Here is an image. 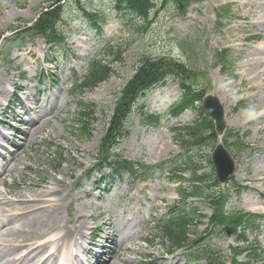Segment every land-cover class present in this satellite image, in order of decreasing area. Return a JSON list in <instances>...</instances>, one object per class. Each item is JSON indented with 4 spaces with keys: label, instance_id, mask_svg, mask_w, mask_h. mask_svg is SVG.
Here are the masks:
<instances>
[{
    "label": "rangeland",
    "instance_id": "obj_1",
    "mask_svg": "<svg viewBox=\"0 0 264 264\" xmlns=\"http://www.w3.org/2000/svg\"><path fill=\"white\" fill-rule=\"evenodd\" d=\"M149 1L151 6L144 7L147 17L140 20L117 12L107 0H81L85 10L93 4L108 16L98 35L79 27L80 12L70 11L72 19L65 20V11L78 6L76 1L0 0V89L7 90L0 99V127L7 135L0 141V208L14 207L20 194L31 197L54 188L65 200L58 218L66 222L73 243L82 237L85 247L96 251L93 264L107 257L111 264H210L203 257L186 261L185 253L195 249L175 247L165 238L168 229L161 223L182 207L211 215L207 202L183 198L178 192L189 187L194 174L213 172L210 155L218 139L214 124L210 121L206 127L210 133L204 146L186 147L175 140L176 128L200 116L178 108L158 122L142 121L138 112L128 111L134 92L130 83L146 60L153 61L156 80L167 81L144 98L143 108L150 114H162L181 94L197 105L206 95L216 96L223 109V132L246 134L248 145L244 151L230 149L235 170L220 185L219 208L232 205L264 215V0ZM61 22L69 25L62 29L68 54L50 49L52 44L42 38ZM34 30L39 34L32 44L14 43ZM95 61L105 66L106 77L92 89H74L75 81ZM42 71H56L58 78L43 79ZM16 97L14 111L7 109L4 115L5 102ZM79 102L92 107L89 138L73 131L81 123ZM22 111H31L38 120L48 118L27 141L21 134L27 115L16 116ZM112 140L116 141L111 146ZM105 141L107 159L97 155ZM123 162L127 169L109 191L91 190L101 174ZM129 162L136 165L130 167ZM146 164L160 167L147 179L131 180L134 168L147 177ZM175 176L185 180L178 182ZM108 219L111 225L106 224ZM199 219L189 227L188 238L202 236L210 247H219V264H237L241 258L235 261L227 249L243 243L230 233L211 236L207 219ZM17 220L3 221L0 230ZM96 230L100 235L93 238ZM257 244L264 247V224ZM70 246L63 247L69 256ZM21 250L13 248L6 257L15 259ZM45 250L43 259L50 251ZM58 259L49 264H61ZM28 263L39 264L33 256L19 264Z\"/></svg>",
    "mask_w": 264,
    "mask_h": 264
},
{
    "label": "trees",
    "instance_id": "obj_2",
    "mask_svg": "<svg viewBox=\"0 0 264 264\" xmlns=\"http://www.w3.org/2000/svg\"><path fill=\"white\" fill-rule=\"evenodd\" d=\"M75 1V0H73ZM81 1V0H77ZM111 3L113 8L117 12L128 13L138 17L140 20L147 17L148 11L144 7L149 8L151 3L149 0H107ZM92 7L89 11H85L82 7H75L72 10L75 11L79 9L82 13V21L80 27L83 29H99L96 30L98 33L101 32L102 27H104L107 15L100 11L97 6L92 4ZM146 12V13H145ZM66 19L69 21L72 17L69 16V12L66 10L65 13ZM40 31V30H38ZM49 32L45 33L49 41L56 43H62L63 35L61 29L57 27L56 23L52 25L49 29ZM107 75V70L104 65L97 64L93 62L90 64L86 73L81 78L80 84L76 87L92 89L98 82L104 79ZM157 73L156 68L154 67L153 61L146 60L142 63L141 67L138 69L137 74L132 79L130 86L134 89V92L130 95V101L128 106L129 113L133 114L135 111L139 113V118L142 121L158 122L161 118H164L170 112L173 113L176 109L181 108V111L185 109H190L193 112L197 113L200 116V119H195L191 123H187L184 126H180L177 129L175 134V140L184 144V146L197 147L200 148L204 146L209 138V131L206 129L210 120L205 116L203 109L198 105L196 106L193 101H188L186 97L182 94L176 98L171 104L170 108L158 114L153 111L151 114L147 113V110L144 111L145 105V95L143 90L139 91L140 87H144L147 84H153L156 82L166 84L163 82L164 77L160 80H156ZM139 86V87H138ZM138 87V88H137ZM144 88L145 91L149 90ZM186 94V93H185ZM79 112L80 115V124H76V128H73V131H80L83 137H89L91 135L90 129V117L92 113V107L88 106L85 103L79 102ZM172 115V114H171ZM246 134L239 132L238 130L234 131L231 135H228L226 132L223 136L224 143L227 144L229 149H236L237 151H244L248 148V145L245 144ZM116 140H112L111 146ZM108 141L103 143V146L99 147L102 149L97 150L98 155L103 154L102 158L107 159L108 154ZM105 150V151H103ZM130 167L135 166V163L129 162ZM178 167L177 165H175ZM174 166V167H175ZM127 169L126 162L116 165L112 168V174L110 176H105L101 178L99 184H108L112 182V179L120 178V173L123 168ZM172 167V168H174ZM146 169L144 172L149 176L152 175L153 171L159 168V165H145ZM175 169V168H174ZM131 171V168L128 169ZM136 170H132L130 175L132 179H144L143 172L139 174H134ZM179 182H182L183 178L181 176H175ZM212 182L211 186H208L207 182ZM191 184L186 189H179L178 194L183 198H195L202 199L203 201L209 203L213 209L212 214L207 216L208 223L210 224V235H220L221 233H230L235 235L237 241L243 243L250 241V244H243L239 246H229L228 254L236 258L241 257V260L237 264H264V247L257 244V235L260 232L261 225L264 224V215L252 213L245 211L239 207L230 205L227 208H219V204L222 200V194L218 187V183L215 181L213 176L210 174H194L191 178ZM245 188L244 186L242 189ZM189 189V190H187ZM240 192L237 191V195ZM231 204V203H230ZM205 217L203 215H198L196 209L191 211L185 207L178 208L174 210L171 214L167 216L164 222L161 223L163 227L168 229L167 235L165 238L171 239V242L178 248H194L196 252H186L185 255L187 260L189 259H199L203 257L207 259L210 264H219L221 263L220 258L222 251L220 248H211L208 242L204 241L203 237H194L188 238L187 231L189 227L194 226L195 222L200 221L199 218ZM255 244V245H253ZM232 248L235 252L232 251Z\"/></svg>",
    "mask_w": 264,
    "mask_h": 264
},
{
    "label": "bare ground",
    "instance_id": "obj_3",
    "mask_svg": "<svg viewBox=\"0 0 264 264\" xmlns=\"http://www.w3.org/2000/svg\"><path fill=\"white\" fill-rule=\"evenodd\" d=\"M253 13V11H252ZM11 80V79H10ZM9 80V81H10ZM5 84V82H4ZM7 95V90L0 89V98ZM27 117L23 122L24 131L22 135L27 141L37 128L41 127L43 123L48 121V118L41 119L34 118L30 112H26ZM41 119V120H40ZM28 133V134H27ZM6 135L0 129V140L5 139ZM56 189L52 188L41 194L28 196L20 194L14 202L16 205L12 208H0V224L3 221L16 217L19 222L14 226L5 227L0 230V264H19L26 262L30 257L37 258L39 264H49L51 259L58 258V261L65 263L67 260L71 264H89V260L81 257L75 260L65 254L63 247L72 244L76 247L78 252L83 251L81 244H73L70 237V231L66 228V222L63 218H58V209L64 204V198L61 195H55ZM47 197H54L55 199H46ZM66 204V203H65ZM111 221H106L107 225H111ZM54 233V234H53ZM80 240L83 238L80 237ZM13 248H21V255L15 259H8L6 255ZM50 249L46 257L45 249ZM29 264V263H28ZM100 264H111L110 258L102 260Z\"/></svg>",
    "mask_w": 264,
    "mask_h": 264
},
{
    "label": "water",
    "instance_id": "obj_4",
    "mask_svg": "<svg viewBox=\"0 0 264 264\" xmlns=\"http://www.w3.org/2000/svg\"><path fill=\"white\" fill-rule=\"evenodd\" d=\"M202 106L213 119L216 132L221 134L224 129L223 109L217 97L206 95L202 101ZM211 160L218 182L221 184L225 183L228 177L233 174L234 161L221 143L216 144L211 155Z\"/></svg>",
    "mask_w": 264,
    "mask_h": 264
}]
</instances>
